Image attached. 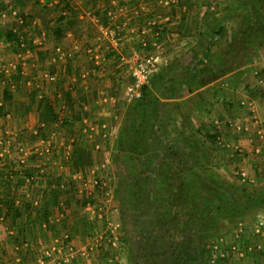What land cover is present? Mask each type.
Listing matches in <instances>:
<instances>
[{"label": "crops", "instance_id": "crops-1", "mask_svg": "<svg viewBox=\"0 0 264 264\" xmlns=\"http://www.w3.org/2000/svg\"><path fill=\"white\" fill-rule=\"evenodd\" d=\"M4 1L26 17L25 35L31 42L26 51H16L12 18L0 20V80L7 74L12 84L0 83V264H133L116 193L126 150L123 136L139 101H123L129 72L118 58L136 51L162 53L159 37L144 14L142 20L129 12L116 20L111 0ZM248 2L197 1L207 16L204 28L216 31L210 44L231 36L235 50L243 48L240 24ZM214 5L216 17L209 9ZM105 18L121 37L117 45L100 31ZM157 20L160 32L169 31L181 42L185 21L180 23L179 15L170 11ZM37 37L42 44H34ZM75 45L81 51L74 53ZM88 48L100 59L99 66L93 65ZM255 67L261 79L264 66ZM50 75L56 76L55 84ZM250 83L238 106L229 91L219 98L209 91L216 82L204 86V98L210 93L217 99L204 100L203 118L208 133L219 134L217 159L232 164L234 179L264 185V98L257 82ZM194 112H187L189 120L195 119ZM189 128L184 129L191 135L188 148L196 133L195 126ZM173 135L180 146V132ZM212 157L210 153L209 161ZM104 181L107 186L101 188L98 183ZM252 214L262 220L264 205Z\"/></svg>", "mask_w": 264, "mask_h": 264}, {"label": "rangeland", "instance_id": "rangeland-1", "mask_svg": "<svg viewBox=\"0 0 264 264\" xmlns=\"http://www.w3.org/2000/svg\"><path fill=\"white\" fill-rule=\"evenodd\" d=\"M173 1L111 0L109 6L118 14L116 20L128 12L136 20L144 14L151 22L148 27L158 34L162 52L159 69L129 114L123 136L126 150L121 153L124 165L118 169L116 193L124 208L123 240L130 246L133 264H264V218L252 214L264 205V185L234 179L232 164L223 161L225 157L217 159L219 134H209L203 118L204 100L210 94L204 98V86L216 82L209 91L217 98L229 91L237 105L247 95L246 84L257 82L255 66H264V35L255 33L264 27V0H249L244 8L243 48L238 50L231 36L216 46L210 44L216 31L204 28L207 16L198 0H193L197 8L191 7L192 0ZM209 9L218 16L219 8ZM170 11L179 15L180 23L185 21L181 42L154 23L161 20L158 15L164 18ZM100 22V27H110ZM237 65L241 69L236 72ZM189 95L194 97L187 99ZM187 112H194L195 119L189 120ZM192 125L195 140L188 148L191 135L184 129ZM177 130L180 146L173 135ZM169 148L178 149L187 166L176 171L164 157ZM210 153L214 161H209Z\"/></svg>", "mask_w": 264, "mask_h": 264}, {"label": "built area", "instance_id": "built-area-1", "mask_svg": "<svg viewBox=\"0 0 264 264\" xmlns=\"http://www.w3.org/2000/svg\"><path fill=\"white\" fill-rule=\"evenodd\" d=\"M140 1V0H139ZM172 3H176L172 0ZM12 18L14 22L13 29L11 33H13L16 39L13 42V46L16 51H26L28 49V44L31 42L27 39L26 27L27 20L26 17L19 14L18 9L14 7L9 1L0 2V20H6ZM101 31H103L104 37L108 38L112 43L116 44L121 42V37L117 30L112 27H101ZM160 34V33H159ZM158 36V34H157ZM34 44H42V37H37L34 41ZM72 51L79 52L81 51V46L75 45L73 46ZM58 52L62 53L61 49H58ZM86 53L91 55V61L95 67L100 65V59L95 55L93 49H86ZM162 53H150L143 54L140 51H136L133 54L127 55L126 53L120 54L118 61L128 69L129 72V80L125 85L124 93H123V101L127 104H134L138 102L142 96L145 87H147L156 71L159 69L160 64V56ZM74 55L71 53L69 57H73ZM6 73V72H5ZM3 81L0 80L1 85L12 87L10 79H8V75H4ZM50 83L55 84L57 82L55 75H50L48 77ZM261 91V95L264 98V79L257 80V86ZM246 105L245 103H242ZM247 106V105H246ZM98 185L103 188L107 186V182H102Z\"/></svg>", "mask_w": 264, "mask_h": 264}, {"label": "trees", "instance_id": "trees-1", "mask_svg": "<svg viewBox=\"0 0 264 264\" xmlns=\"http://www.w3.org/2000/svg\"><path fill=\"white\" fill-rule=\"evenodd\" d=\"M98 17L99 14H98ZM103 21L102 25L105 26L106 22H107V19L105 18L104 20L101 19ZM255 33V32H254ZM258 33H261L264 35V27L261 29L260 32H256L255 35H257ZM148 87V86H147ZM144 90H146V88ZM144 93L145 91L143 92V96L142 98L139 100L138 103H140L142 101V99L144 98ZM164 157L168 158L169 161L171 162V164L173 165V167L175 168V170L179 171L181 170L182 168H184L185 166H187L186 164V161H185V158L183 157V155L179 152L178 149L176 148H169L165 154H164Z\"/></svg>", "mask_w": 264, "mask_h": 264}]
</instances>
